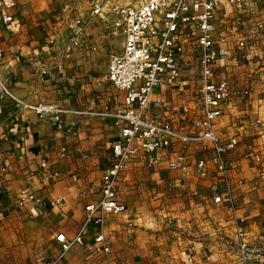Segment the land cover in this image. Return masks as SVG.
Returning a JSON list of instances; mask_svg holds the SVG:
<instances>
[{"label":"crops","instance_id":"0c3cea01","mask_svg":"<svg viewBox=\"0 0 264 264\" xmlns=\"http://www.w3.org/2000/svg\"><path fill=\"white\" fill-rule=\"evenodd\" d=\"M93 1L73 5L70 8L74 12H60L53 17L52 23L47 22L46 25L41 22L42 27L34 29L31 25L37 19L21 18L16 4L12 11L14 21L10 24L0 21V78L8 90L28 104H55L66 111L61 113V121L54 123L49 115L39 117L32 109L22 108L9 96L0 97V123L4 125L0 139V264H44L48 258L57 256L61 245L56 241V235L63 233L71 238L83 222L85 204L98 197V193L84 195L83 191L99 184L102 171L109 164L110 146L117 138L119 128L114 119L94 112L100 111L105 104L116 108L123 101L124 93L115 90L107 80L109 54L122 50L123 38L120 34L114 36L110 33L114 14L109 11L101 16L92 14ZM135 1L122 2V5ZM64 7L62 10H67L68 7ZM76 19H80L82 27L79 44L63 66L56 68L54 65L60 50L67 38L77 31ZM263 21L264 0H247L242 11L224 6L216 11V27L226 33L232 31L237 37L244 35L253 45L245 59L235 56L237 49L233 40L225 45L215 66L218 78H225L237 88H242L247 73L253 67L264 69V29L258 27ZM50 37L53 44L48 43ZM191 45L186 46L183 55V85L155 88L150 96L149 114L168 117L180 128L190 122L191 109L196 105V91L192 97L182 91L186 92L190 84L188 62L191 56L194 59ZM43 63L49 69L40 78ZM263 83L264 78L257 79L253 96L230 102L217 123L220 132H235L239 136L238 146L229 156L240 165L239 171L232 176H242L245 180L244 187L236 191L241 211L239 197L255 190L251 182L253 174L242 155L250 148L264 152V135L252 127L255 117H264V100L259 99ZM155 102L164 103L168 109L153 108ZM187 109L189 113L183 115L182 111ZM61 146L68 149V156L64 159L58 158ZM166 153L167 149L158 151L161 161L152 169L145 168V157H139L119 178L118 188L127 204V211L121 216L107 217L103 225L111 253H94L92 238L100 228L91 224L84 243L72 245L59 264H145V257L151 258L149 264H165L166 253L177 255L181 248L191 246L203 259L199 264H208L212 254L207 256V252L210 253L213 247L216 252V245L223 244L220 241L225 236L223 232L227 233L221 224L224 210L214 209L203 197L209 185L208 179L185 178L178 186L181 188H169L168 183L182 175L167 170ZM190 153L191 159L201 155L197 145L191 147ZM42 159L49 162L50 169L60 171L61 176L41 175ZM2 167H5V172H1ZM73 173L78 174L77 181L70 179ZM26 191L41 196L49 203L48 209L39 211L30 202L18 206L17 196ZM176 191H183L184 210L177 208L179 205L175 203L170 204L178 201L175 197L179 192ZM57 198L62 199L61 204L53 203ZM137 199L142 203L132 212L129 205ZM146 203H155L153 210L146 208V212ZM212 210L223 215H212ZM168 218L173 221L169 226ZM128 220L137 224L134 243L126 238ZM142 220L146 225L150 223L154 237L161 239L153 251L146 243L148 235L142 229ZM195 224H198V233L211 231L214 234L213 244L188 237L183 240V245H177V230L188 229L186 234L194 236L192 228Z\"/></svg>","mask_w":264,"mask_h":264},{"label":"built area","instance_id":"2783aa9c","mask_svg":"<svg viewBox=\"0 0 264 264\" xmlns=\"http://www.w3.org/2000/svg\"><path fill=\"white\" fill-rule=\"evenodd\" d=\"M15 4V0H0V21L3 24L14 21L12 11ZM222 6L242 11L247 6V0H136L126 5L119 4V0L93 1L92 14L101 16L106 11L114 14L115 20L110 33L114 36L120 34L123 38L122 50L109 54L107 68V80L115 90L124 93L123 101L116 108L105 104L100 111L94 112L95 115L114 119L119 130L117 138L110 146L109 164L103 169L99 184L96 188L88 187L83 191L84 195L98 193L97 199L85 204L83 222L71 238L63 233L56 235L61 252L45 260L44 264H59L72 245L83 244L91 224L100 228L92 238L94 253L110 254L111 248L106 241L103 225L107 217L121 216L127 211V204L118 188L119 178L141 156L145 157V168L155 167L161 161L157 154L161 149H167V170L180 172L182 175L171 180L168 183L169 188L182 185L185 178L209 180L203 197L213 208L224 210L221 224L229 233L228 244L236 245L240 263L248 264L251 257L249 245L257 243L251 242L247 217L236 201V191L244 187L245 180L242 176H232V173L239 171L240 165L229 156L237 148L239 136L235 132H220L217 123L230 102L253 96L255 81L264 78V69L253 67L247 73L242 88L216 76V62L225 45L233 40L237 49L235 56L243 59L246 58L248 49L253 46L248 43L246 36L237 37L232 31L226 33L216 27L215 14ZM74 24L78 26L77 31L67 38L60 50L54 65L56 68L63 66L73 48L79 44L82 34L80 19H76ZM258 27L264 29V21ZM48 43H54L51 37ZM189 43L192 44L197 64L196 105L191 109L190 122L180 128L168 117L149 114L150 96L155 88L183 85V55ZM1 59L0 52V63ZM48 69L44 63L41 65L40 78L48 73ZM0 88V97L9 96L22 108L32 109L39 117L49 115L54 123H59L61 113L66 112L55 104H28L13 95L1 78ZM260 93L259 99L262 101L264 83ZM153 108L167 110L168 106L155 102ZM188 110L182 111V114L187 115ZM2 126L3 123H0V139ZM252 127L258 128V132L264 135V117H255ZM194 145L199 147L201 155L191 159L190 149ZM67 156V147L61 146L58 158L64 159ZM242 159L253 174L252 186H264V152L250 148L245 150ZM1 172H5V167L1 168ZM40 173L55 178L61 176L60 171L50 169L46 159L40 162ZM70 179L77 181L78 174H70ZM61 200L57 198L53 203L59 204ZM27 202L43 212L49 206L47 201L31 191L17 196L18 206ZM166 222L171 223L172 219L168 218ZM133 226L134 222H126L128 230ZM185 255L193 258L194 252L189 249Z\"/></svg>","mask_w":264,"mask_h":264},{"label":"rangeland","instance_id":"374dc122","mask_svg":"<svg viewBox=\"0 0 264 264\" xmlns=\"http://www.w3.org/2000/svg\"><path fill=\"white\" fill-rule=\"evenodd\" d=\"M16 7H17V14L21 18H28L29 20H35V23H32L31 28H37V27H42L40 25L41 22H45L46 25L47 22L52 23L53 22V17L56 16L60 12H68L71 10V6H79L81 3H83L86 0H16ZM135 0H119V4L122 2H133ZM64 6L68 7L67 10H62L65 8ZM75 10H71V12H74ZM39 17V18H38ZM188 62V68H189V74H188V79H189V85L188 89L185 92V90H182L185 94H188L189 96L194 95V90H195V75L197 73V67L194 62L193 57L191 56V59ZM181 92V91H180ZM182 93V92H181ZM184 100V99H183ZM175 188H181V187H175ZM257 188V189H256ZM255 190L248 191V193L244 194V196L239 197V204L244 212V214L247 217L248 220V230H249V237L252 243H257V245H249L250 247V252H251V257L250 261L248 264H264V186H259L255 187ZM179 192V196L175 197L177 202L171 201L170 204H177L179 206H176L177 208L179 207L181 210L185 209L186 207V201L183 198V191H176ZM175 192V193H176ZM62 203V200L59 204ZM140 203H142L141 199L133 200L130 203V209H132V212H134L139 206ZM155 203H146L144 204V210L146 212L153 210V206ZM147 208V210H146ZM215 209V208H214ZM144 211V213H145ZM211 212V211H210ZM212 215H223L220 211H213L211 212ZM208 217V215H206ZM151 218V217H150ZM209 219V218H208ZM186 220V218H184ZM140 223H142V229H145V232L147 233V241L146 243L150 246V250L153 251V248L156 246V243H159L161 241L159 236L154 237V233L152 228L150 227V223L148 225L144 224V220H142ZM171 223H168V226L171 225ZM139 225V224H138ZM141 225V224H140ZM139 227V226H138ZM137 228V224L133 226L131 230L126 229V238L127 241L130 243H134V233L135 229ZM177 240L176 244L177 245H183V240L188 237H193L197 240H201V242L209 243L213 242L212 239L214 237V234H211L210 232H206L205 234H200L198 233V224H195L192 228V232H194V236H188L186 233L188 231L181 228L177 230ZM225 236H223L220 241L223 243L222 245H216L217 251H214L215 245H212V250L210 253L207 252V256L212 254L210 261L207 262L208 264H241L239 261V257L236 252V245H229V233L223 232ZM205 237V238H204ZM178 241L180 243H178ZM213 244V243H212ZM179 247V246H178ZM181 247V246H180ZM191 249L194 252V257L193 258H187L185 253L187 250ZM201 254L202 251H199ZM144 263L149 264L150 257H145ZM198 259V260H197ZM202 258L197 254L195 250L192 249L191 247H183L180 249V253L177 255L173 254H167L165 255V258L163 261L165 264H199L202 262ZM201 261V262H200Z\"/></svg>","mask_w":264,"mask_h":264}]
</instances>
